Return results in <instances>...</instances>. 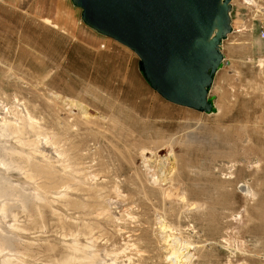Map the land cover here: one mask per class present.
I'll use <instances>...</instances> for the list:
<instances>
[{
	"label": "rangeland",
	"instance_id": "1",
	"mask_svg": "<svg viewBox=\"0 0 264 264\" xmlns=\"http://www.w3.org/2000/svg\"><path fill=\"white\" fill-rule=\"evenodd\" d=\"M231 2L200 112L71 0H0V264H264V0Z\"/></svg>",
	"mask_w": 264,
	"mask_h": 264
},
{
	"label": "water",
	"instance_id": "2",
	"mask_svg": "<svg viewBox=\"0 0 264 264\" xmlns=\"http://www.w3.org/2000/svg\"><path fill=\"white\" fill-rule=\"evenodd\" d=\"M81 20L133 50L139 70L165 100L200 112L231 30V0H71Z\"/></svg>",
	"mask_w": 264,
	"mask_h": 264
},
{
	"label": "built area",
	"instance_id": "3",
	"mask_svg": "<svg viewBox=\"0 0 264 264\" xmlns=\"http://www.w3.org/2000/svg\"><path fill=\"white\" fill-rule=\"evenodd\" d=\"M259 37L264 39V25H261L259 29Z\"/></svg>",
	"mask_w": 264,
	"mask_h": 264
},
{
	"label": "bare ground",
	"instance_id": "4",
	"mask_svg": "<svg viewBox=\"0 0 264 264\" xmlns=\"http://www.w3.org/2000/svg\"><path fill=\"white\" fill-rule=\"evenodd\" d=\"M232 1V0H231ZM231 1H230V3H231ZM246 3H252V2H254L255 0H244ZM227 36V35H226ZM225 36V37H226ZM221 45V44H220ZM127 47V46H126ZM133 51V50H132ZM135 53V52H134ZM136 54V53H135ZM221 65V64H220ZM208 92H209V90H208ZM207 97H209L208 96V93H207Z\"/></svg>",
	"mask_w": 264,
	"mask_h": 264
},
{
	"label": "crops",
	"instance_id": "5",
	"mask_svg": "<svg viewBox=\"0 0 264 264\" xmlns=\"http://www.w3.org/2000/svg\"><path fill=\"white\" fill-rule=\"evenodd\" d=\"M234 1V0H232ZM232 3V2H231ZM64 5L66 6V8H68L69 10H72V6L70 4H67L66 2H64ZM73 11V10H72Z\"/></svg>",
	"mask_w": 264,
	"mask_h": 264
}]
</instances>
